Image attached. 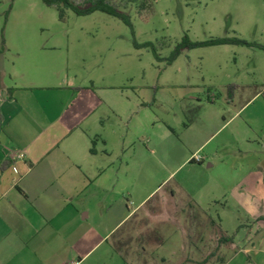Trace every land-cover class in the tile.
<instances>
[{
    "label": "rangeland",
    "instance_id": "rangeland-1",
    "mask_svg": "<svg viewBox=\"0 0 264 264\" xmlns=\"http://www.w3.org/2000/svg\"><path fill=\"white\" fill-rule=\"evenodd\" d=\"M71 1L81 7L92 3ZM105 2L127 14L132 28L100 11L78 16L65 9L60 20L56 7L42 0H0V50L3 46L13 57L21 44L61 47L56 51L65 61L61 74H75L76 80H70L76 86L90 87L89 79L94 80L100 96L107 99L103 106L111 109L103 116L110 133L109 149L117 168L128 166L129 187L134 191L133 198L127 197L130 209L136 205L138 183L159 185L180 166L184 137L173 131L180 135L193 115L212 120L218 128L226 123L210 145L222 146L223 153L239 143L243 153L264 149V50L260 48L264 46V0H152L143 10L128 0ZM185 35L192 42L227 37L252 46L194 48L167 63ZM135 43L153 44L161 60L150 48H137ZM229 91L232 103H228ZM249 139L257 142L248 143ZM248 161L250 156L229 159L224 167L231 172L230 168L246 167ZM189 168L177 169L113 243L131 264L189 259L197 264H253L243 254L232 257L236 249L221 251L217 226L204 223L205 215L189 208L186 201L170 198L168 190L190 176ZM229 208L234 212L232 203ZM209 209L220 211V204L212 203ZM140 249L147 250L146 257L137 255Z\"/></svg>",
    "mask_w": 264,
    "mask_h": 264
},
{
    "label": "crops",
    "instance_id": "crops-1",
    "mask_svg": "<svg viewBox=\"0 0 264 264\" xmlns=\"http://www.w3.org/2000/svg\"><path fill=\"white\" fill-rule=\"evenodd\" d=\"M59 50L34 43L16 47L13 57L0 50V264H131L113 238L181 167H190V176L168 190L170 198L202 212L204 223L217 226L218 241L232 237L221 251L236 249L232 257L243 254L253 264H264L263 143H257L260 152L243 153L239 143L223 153L222 146L210 145L226 123L218 128L193 115L180 135L173 131L184 137L180 166L159 185L138 183L130 209L127 197L133 198L134 191L128 166L117 168L109 149L103 117L111 110L103 106L107 99L94 80L89 79L90 87L76 86L70 80H76L75 74H61L65 61ZM20 152L23 160L15 158ZM247 154L252 161L246 167L231 172L224 167ZM195 155L201 163L193 161ZM212 203L220 204V211L210 212ZM138 253L147 256L146 249Z\"/></svg>",
    "mask_w": 264,
    "mask_h": 264
},
{
    "label": "trees",
    "instance_id": "trees-1",
    "mask_svg": "<svg viewBox=\"0 0 264 264\" xmlns=\"http://www.w3.org/2000/svg\"><path fill=\"white\" fill-rule=\"evenodd\" d=\"M151 1L152 0H128V2L136 4L139 10L145 9ZM42 2L49 7H56L57 12H58V17L60 20H64L65 18V9H71L78 16H86L96 11H100L102 13H105L107 15L113 16L121 20L126 26L132 28L130 17L127 14L121 11H118L114 7L108 5L105 2V0H93V1L88 0L87 2H92V3L90 5H85L84 7H81L79 4H76L71 0H42ZM229 44L252 46V44L244 40H241L238 38H227V37L211 39V40L204 41V42H192L189 39V37L185 35L181 43L177 45L175 50L170 55L169 59L167 60V63L171 64L172 62H174L179 57V55L185 50H191L194 48L208 47V46L229 45ZM135 47L150 48L156 60L157 61L161 60L153 44L145 43V44L139 45L135 43ZM260 48L264 50V46H260ZM3 50H4V47L2 46L1 51ZM232 97H233V93L229 91L228 100L229 101L232 100ZM90 151L94 152V148H91ZM231 242H232V237L221 236V238L219 239V243H222V244L231 243Z\"/></svg>",
    "mask_w": 264,
    "mask_h": 264
},
{
    "label": "built area",
    "instance_id": "built-area-1",
    "mask_svg": "<svg viewBox=\"0 0 264 264\" xmlns=\"http://www.w3.org/2000/svg\"><path fill=\"white\" fill-rule=\"evenodd\" d=\"M15 158L18 160H23L25 158V153H23V152L17 153L15 155ZM193 161H195L196 163H201L202 158L198 155H195V156H193ZM15 172H16V169H15Z\"/></svg>",
    "mask_w": 264,
    "mask_h": 264
}]
</instances>
